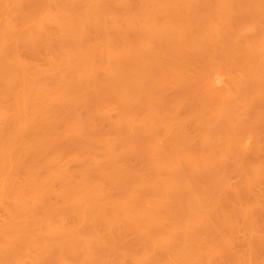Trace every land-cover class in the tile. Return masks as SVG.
Returning a JSON list of instances; mask_svg holds the SVG:
<instances>
[{
    "label": "bare ground",
    "instance_id": "bare-ground-1",
    "mask_svg": "<svg viewBox=\"0 0 264 264\" xmlns=\"http://www.w3.org/2000/svg\"><path fill=\"white\" fill-rule=\"evenodd\" d=\"M0 264H264V0H0Z\"/></svg>",
    "mask_w": 264,
    "mask_h": 264
}]
</instances>
